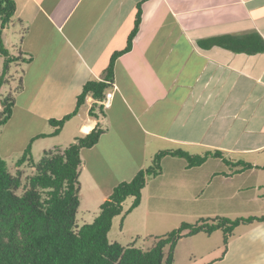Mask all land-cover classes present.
I'll list each match as a JSON object with an SVG mask.
<instances>
[{
  "label": "crops",
  "instance_id": "0c3cea01",
  "mask_svg": "<svg viewBox=\"0 0 264 264\" xmlns=\"http://www.w3.org/2000/svg\"><path fill=\"white\" fill-rule=\"evenodd\" d=\"M14 1L23 24L18 50L30 60L22 63L12 116L0 128L2 157L20 155L38 134H52L49 120L75 110L87 81L105 78L112 54L127 45L140 5L132 49L115 62L108 125L106 117L89 114L95 100L88 96L72 124L73 117L57 135L32 142L34 158L100 122L105 131L96 145L81 150L80 168V205L86 200L97 212L118 183L171 144L190 147L192 154L222 150L255 167L230 174L227 164L212 158L221 167L212 162L202 181L194 177L198 184H216L205 214L264 215V51L219 44L256 33L264 39V0ZM213 40L219 42L210 46ZM244 41L251 46L255 39ZM69 125L66 136L74 139L63 144ZM213 248L206 264H264V221L237 226L225 252L223 243Z\"/></svg>",
  "mask_w": 264,
  "mask_h": 264
},
{
  "label": "trees",
  "instance_id": "16d2710c",
  "mask_svg": "<svg viewBox=\"0 0 264 264\" xmlns=\"http://www.w3.org/2000/svg\"><path fill=\"white\" fill-rule=\"evenodd\" d=\"M16 12L14 0H0V87L7 83L6 76L15 64L29 62L24 53L14 54L4 40V31L13 21ZM141 6H137L134 26L127 45L110 58L103 80L87 81L77 96L75 110L61 119H50L55 128L52 134L41 133L33 137L25 150L12 161L0 155V264H173L177 242L186 236L198 233L223 232L224 252L229 237L241 224L264 221V215L229 218L216 216L202 218L197 223L182 222L181 225L156 241L148 249L133 244H122L109 239L116 216L128 214L141 203L142 192L150 177L162 172L161 160L167 155L180 156L187 160V167L200 166L210 158L221 159L231 168L230 174L255 167L242 160L234 162L222 150H207L203 154H192L183 149L158 151L151 163L141 168L133 178L118 183L101 203L99 213L92 222L78 223L80 206L81 150L96 145L104 133L98 122L83 136L75 138L65 147H54L43 152L36 160L32 154V142L36 138L57 135L64 124L75 116L91 96L95 102L89 114L99 117L95 110L104 113L101 103L113 85L115 62L119 56L132 49L133 41L141 23ZM22 23V20H19ZM255 39L248 46L244 40ZM233 42L219 43L237 52L258 53L264 51V39L259 34L232 38ZM213 40L210 46L218 44ZM22 86V78L16 92ZM15 94L0 99V128L13 113ZM15 168L10 171L9 167ZM32 169L25 176V167ZM132 197V204L125 209L124 203ZM168 248V252L165 249ZM223 252V253H224Z\"/></svg>",
  "mask_w": 264,
  "mask_h": 264
},
{
  "label": "rangeland",
  "instance_id": "374dc122",
  "mask_svg": "<svg viewBox=\"0 0 264 264\" xmlns=\"http://www.w3.org/2000/svg\"><path fill=\"white\" fill-rule=\"evenodd\" d=\"M22 27L23 24L14 16L13 21L4 31V40L14 54H17V50L21 46ZM1 69L2 66L0 64V74ZM22 74V64H20V66L14 64L11 67L6 76L7 83L0 87V99L8 94L16 93L19 79L22 77ZM109 107L105 108L103 106V114L97 109L98 115L102 120L106 117L103 120L104 125H108L109 123V113L105 111ZM74 119L73 117L71 124ZM70 128H72V125H69L65 132L63 144L69 143L70 140L72 141L74 139L66 136L72 132ZM167 147L165 149H183L188 152L193 151L190 147H177L173 146V144ZM203 153L202 151V153L199 154ZM17 155L19 156V154ZM17 155L13 154V156L9 157L7 160L12 161L14 158L18 157ZM41 155L42 154H37L35 159L39 160ZM152 158L148 164L151 163ZM212 162L218 161L211 158L208 163L203 166L187 167V160L183 157L173 155L163 157L161 160L162 172L156 177H150L147 180L142 192L141 203L137 207L132 209L128 214L116 216L114 225L109 232V239L118 241L122 244L135 243L136 246L148 249L156 241L155 239L165 236L173 229L179 227L182 222L194 224L202 218H211L205 213L208 211V206L212 207L213 205L211 190L216 184L213 182L212 187L210 182L198 184L194 177H200V181H202L201 177L204 179V175H202L203 170ZM218 164H220L221 167L222 163L220 161ZM211 168V166L208 167V169ZM9 169L10 171L15 170L12 166L9 167ZM31 173L32 169L26 166L25 176ZM171 182L175 184L170 187ZM146 196H148V198H146ZM132 201V197L126 200L124 203L125 209L130 207ZM86 202V200H83L78 209L77 220L79 224L92 222L99 213V210L93 212V206H88ZM214 203L218 204V201L215 200ZM160 211H164L165 215L163 219L165 218V220H162V212ZM215 232L216 233H212L213 235L211 236L201 232L181 238L177 242L174 250L173 264H206L207 258L209 257L207 254L214 249L213 247L223 243V232L220 230ZM165 251L168 252V248L165 249Z\"/></svg>",
  "mask_w": 264,
  "mask_h": 264
},
{
  "label": "built area",
  "instance_id": "2783aa9c",
  "mask_svg": "<svg viewBox=\"0 0 264 264\" xmlns=\"http://www.w3.org/2000/svg\"><path fill=\"white\" fill-rule=\"evenodd\" d=\"M114 96L113 91H107L105 99L101 102L105 108L111 105L112 98Z\"/></svg>",
  "mask_w": 264,
  "mask_h": 264
}]
</instances>
